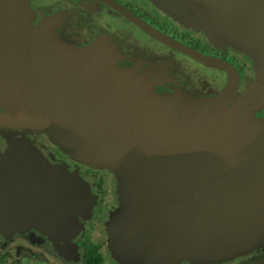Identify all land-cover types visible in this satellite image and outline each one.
Listing matches in <instances>:
<instances>
[{"label":"water","instance_id":"1","mask_svg":"<svg viewBox=\"0 0 264 264\" xmlns=\"http://www.w3.org/2000/svg\"><path fill=\"white\" fill-rule=\"evenodd\" d=\"M158 2L186 26L246 49L264 68V0ZM27 11L22 7L16 22L0 19V128L22 130L0 153V229L33 221L51 232L64 230L73 212L87 209V185L32 147L28 133H44L79 163L118 168L116 194L123 207L107 216L113 260L219 262L243 244L259 242L254 239L264 235V118L252 111L264 106L263 82L247 80L250 92L231 106L237 73L230 64L134 19L154 38L226 72L214 96L159 94L147 89L142 72L117 68L108 43L66 44L50 19L32 25ZM218 125L236 131H214ZM118 221L123 222L114 228ZM249 233L254 236L247 239Z\"/></svg>","mask_w":264,"mask_h":264},{"label":"flooded vegetation","instance_id":"2","mask_svg":"<svg viewBox=\"0 0 264 264\" xmlns=\"http://www.w3.org/2000/svg\"><path fill=\"white\" fill-rule=\"evenodd\" d=\"M7 6L11 8L7 9ZM24 6L28 8L27 13H31L32 25L42 19H50L52 31L69 45L86 46L95 40L104 41L114 51L118 66L147 73L150 78L157 79L167 72L166 67L153 62L152 56L173 57L179 65H184L174 79L188 91L183 94L185 96L205 98L218 94L225 85L226 72L219 68L211 73L209 71L210 74L205 72L202 66L209 65L154 38L134 19L182 46L230 64L237 73L236 92L240 90L244 93L247 88L250 76L242 74L233 60L243 59L244 64H249L248 58L206 34L176 23L146 0H0V19L4 23L8 20L16 22L17 14ZM160 93L179 92L164 90ZM2 112L0 106V114ZM252 114L256 118H264V106L254 109ZM18 130L21 129L0 128V153L10 140L18 137L22 131ZM28 134L32 147L48 164L63 166L68 173L79 176L86 182L91 194L83 198L86 211L83 214L73 212L72 238L63 232H51L37 225H30L26 229L16 228L14 231L4 230L9 236L0 238V264H114L113 260L106 258L102 219H106L113 210V203L117 199L112 192L114 188L107 185L106 174L103 170L87 168L73 161L66 153L62 154L63 151L50 136L44 133ZM66 237L70 239L68 242H65Z\"/></svg>","mask_w":264,"mask_h":264},{"label":"rangeland","instance_id":"3","mask_svg":"<svg viewBox=\"0 0 264 264\" xmlns=\"http://www.w3.org/2000/svg\"><path fill=\"white\" fill-rule=\"evenodd\" d=\"M146 1H148L152 7L158 9L159 11L164 13L168 18L172 19L176 23L181 24L182 26H184L186 28H189V29L190 28H194L193 26H189V27L186 26L182 22L178 21L179 19H175V17L172 14L171 8H169L168 6H164V4H162L161 2H158L159 0H146ZM197 30H199V29H197ZM27 32H29V29L27 30ZM223 46H225L227 48H230V49H232L235 52H239L242 55H244V57L248 58V60L250 62L249 64H244L242 62L243 59L233 60L234 63L241 69L242 74H244L245 76L246 75L250 76V78H248L247 80H258V81H261V82L264 83V68L260 67V65H258L257 62L251 61V59H249V57H247L245 55L246 52H244V50H246V49L241 50L242 48L240 49V46L236 45V44H234V46H232V45H223ZM197 53H199V52H197ZM199 54H201L203 56H206V55H204L202 53H199ZM206 57H210V56H206ZM12 58L15 59V65H16L17 64L16 61H17V58H18V53H16ZM210 58H212V57H210ZM151 59H153V62H158V64H161L164 67H166L168 73L165 72L162 76H160L159 78L155 79V78H150L149 74L142 72L141 74H143L145 76V79H146V81L144 82V80H143V82L145 83L147 89H149L150 91L159 93V94H169V93H160V92H162L164 90H167V91L176 90V91H178L181 94H186L188 92V91H186L184 89L183 84L179 85L178 83L175 82V79H174V76L178 75V72L181 71V69L184 68L183 67L184 65H179L178 62L176 61V59H174L173 57L171 59H169V58L157 55V56H152ZM114 62H116V59L114 60ZM116 67L117 68H122V67L118 66L117 64H116ZM202 67H203V70L205 72H208V73H209V71L211 73L214 69L215 70H219L218 68H215V67H209V66H202ZM185 69H187L186 65H185ZM140 71H142V69ZM14 73H15V71H14ZM14 73L10 74V81L13 84L15 83V74ZM138 73H140V72H138ZM241 84H242V82H241ZM146 87H144V88L146 89ZM246 89H247V91H249L248 90L249 89L248 86H247ZM243 96H244V93L240 92V90L239 91L237 90L231 106L234 105ZM20 131L18 130V132H20ZM214 131L227 132V131H236V130H231L229 128L227 129L226 127H222V126L218 125L215 128ZM51 140L57 146L60 145L59 142L57 141L56 137L54 139L52 138ZM33 141H34V138H33ZM125 145H127V146L123 150L124 159H125V157H127L128 153L130 152V139H128L126 141ZM62 154H64V152ZM66 156L70 157L73 161H76V160L73 159V157H71L69 155H66ZM76 162H78V161H76ZM84 165H86V164H84ZM86 167L87 168H92V169H99V170H103L104 171V173L106 174V178H107V185L109 184L108 186H110V188H112V189L114 188V191L112 190V192H113V195L117 199L115 201V203H113V210L111 212H113V213L120 212V210L122 209L123 205L118 202V197H117V194H116V184H117L116 178H117L118 171H119L118 168L106 167V166L93 167V166H88V165H86ZM77 177L80 179L81 183H83V184L86 183L79 176H77ZM87 189H88V191H87L88 194L89 193L91 194L89 188H87ZM80 206H84L83 202L80 203ZM75 213H79V212L75 211ZM110 213L107 214V215L109 216ZM80 214H83V213L80 212ZM88 214H89V212L87 213V215ZM54 216H56V215H54ZM72 218H73V216H72ZM107 219H108L107 216H106V219L105 218L102 219L104 221V226H105V239L104 240H105V246H106V254L108 256V257H106V256L105 257L113 260L114 254H113V256H111L110 252H109V249H108V245L110 244L109 242H110L111 237L108 234L110 231H109V229H107V228H109L107 226ZM122 222L123 221L116 222L114 224V228L116 226L118 227ZM36 224L37 223H34L33 221H28V222L23 223L22 225H20V227H18V228L26 229L27 227H30V225L34 226ZM67 224L69 225L68 229L62 230L61 228H57V232H63V234H66L67 237L72 238V235L74 233L73 230H71L72 225L69 224V223H67ZM4 230L14 231L12 229H0V238H2V239H4V238L9 236V235L4 233ZM253 236H254V233H249L247 239L250 238V237H253ZM69 240L70 239L67 238V240L65 242H68ZM254 240L255 241H259V242H257L255 245H253V244L251 245L250 244L253 241H250V243L243 244V246H246V245L247 246L245 248H242L239 252H236V253L232 254L234 256L230 255L232 257H229V258H227L225 260H220L221 261L220 264H264V235H262V233L259 232L257 237H256V239H254ZM249 245H251L252 247L249 246ZM120 257H117L116 260H113L114 264H136V263H133L134 262L132 260L133 257H128V258H120ZM109 259H107L108 262H109ZM218 263H219L218 261H209V262H202V263H198V264H218ZM42 264H50V262H44ZM137 264H139V263H137ZM140 264H150V263L145 261V262H141ZM178 264H193V263L180 262Z\"/></svg>","mask_w":264,"mask_h":264},{"label":"trees","instance_id":"4","mask_svg":"<svg viewBox=\"0 0 264 264\" xmlns=\"http://www.w3.org/2000/svg\"><path fill=\"white\" fill-rule=\"evenodd\" d=\"M221 261H219V263H220Z\"/></svg>","mask_w":264,"mask_h":264}]
</instances>
